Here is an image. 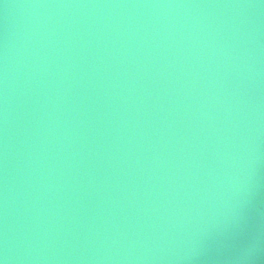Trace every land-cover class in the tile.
Returning <instances> with one entry per match:
<instances>
[{
	"label": "water",
	"instance_id": "1",
	"mask_svg": "<svg viewBox=\"0 0 264 264\" xmlns=\"http://www.w3.org/2000/svg\"><path fill=\"white\" fill-rule=\"evenodd\" d=\"M0 264H264V0H0Z\"/></svg>",
	"mask_w": 264,
	"mask_h": 264
}]
</instances>
